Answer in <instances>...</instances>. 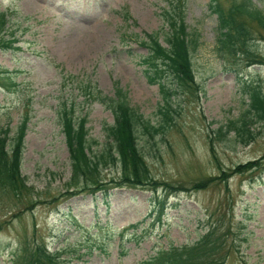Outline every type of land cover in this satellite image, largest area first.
Instances as JSON below:
<instances>
[{
  "label": "rangeland",
  "instance_id": "rangeland-1",
  "mask_svg": "<svg viewBox=\"0 0 264 264\" xmlns=\"http://www.w3.org/2000/svg\"><path fill=\"white\" fill-rule=\"evenodd\" d=\"M250 1L264 12V0ZM169 2L0 0V13L9 20L5 37L14 39L12 48H0V126L9 123L12 135L29 112L21 173L32 186L30 195L20 198L0 193V264H9L11 252L25 239L59 249L68 264H138L158 248L196 241L206 223L215 220L220 231L229 229L232 247L225 264H264V170L233 174L226 181L215 178L191 190L219 176L221 169L228 173L236 164L264 156L261 122L253 123L256 135L248 144H237L232 132L225 138L215 133L247 108V84L259 85L264 93V64L249 65L245 56L219 50L218 19L209 0H182L187 31L197 38L191 51L195 80L188 86L166 80L173 94L170 120L164 122L159 108L168 100L146 80L137 61L147 54L138 44L146 33H157L166 45L168 28L159 12ZM247 44L256 58H264L259 33ZM62 68L91 74L108 95L117 83L144 118L163 124L146 163L153 178L184 189L166 194L161 187L122 185L117 165L100 170L106 199L102 190L74 193L76 187L68 188L69 153L55 107L71 94L77 100L82 96L74 81L62 83ZM86 110L88 138L104 143L112 112L97 101ZM155 197L164 199L160 221H152L150 214L152 208L157 212Z\"/></svg>",
  "mask_w": 264,
  "mask_h": 264
},
{
  "label": "trees",
  "instance_id": "trees-1",
  "mask_svg": "<svg viewBox=\"0 0 264 264\" xmlns=\"http://www.w3.org/2000/svg\"><path fill=\"white\" fill-rule=\"evenodd\" d=\"M208 7L218 19L216 42L219 50L234 56H245L249 65L264 64V58H256V53L249 50L247 44L255 37V33L264 38V12L250 0H232L227 6H223L221 0H209ZM5 14L0 13V48L10 49L14 39L9 40L5 37L9 29V20ZM122 16L127 19L129 14L124 11ZM159 16L168 28L164 38L166 45L158 40L157 33H146V40H141L138 44L146 47L147 54L137 63L143 67L146 80L151 84H157L168 100L166 105L159 108L163 121L166 122L167 119L170 120L172 106L169 97L173 94L166 80H175L178 86L194 83L191 51L196 45L197 38L195 32L187 31L182 0H170L168 7L162 8ZM60 76L64 85L74 81L77 90L80 91L79 95L82 96L81 100H77L71 94L60 99L55 107L58 124L69 153L68 188L76 187L74 193L82 190L90 193L102 190L106 199V187L100 178V170L101 167L117 165L122 185L128 187L149 185L153 191L161 187L166 194L184 189L182 186L153 178L146 163V153L150 154L153 150L155 135L165 129L163 124H152L144 118L137 108L131 106L127 93L117 83L113 95H108L97 86L91 74L71 73L62 68ZM245 91L248 95L245 111L238 118L230 119L215 129L216 135L221 138L232 132L237 144H248L254 139L256 135L252 128L254 122L264 124V93L260 86L250 83L246 85ZM95 101L109 109L114 117L112 124L104 125L106 135L104 143L87 136L86 123L89 112L82 110ZM29 119V112L25 111L12 135L9 123L0 126V193L11 194L17 198L30 195L32 190V186L27 184L21 173L24 137ZM210 150L214 152L211 146ZM261 164L263 168H259ZM255 169L264 170V156L244 164H236L228 173L221 169L219 176L197 182L191 186V190L205 188L215 178L226 181L230 175ZM155 203L157 212L152 208L150 214L152 221H160L164 199L158 200L155 197ZM219 223L220 220L207 222L203 227V233L196 241L180 246L169 244L166 248H158L154 255L141 260L138 264H225L232 244H227L229 229L225 227V230L220 231ZM11 255L9 264H68L59 249L50 250L42 240L38 242L25 239Z\"/></svg>",
  "mask_w": 264,
  "mask_h": 264
}]
</instances>
